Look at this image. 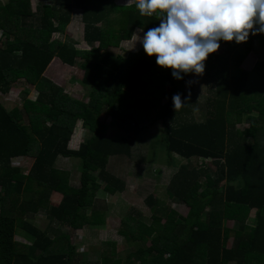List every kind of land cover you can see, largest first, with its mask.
Returning a JSON list of instances; mask_svg holds the SVG:
<instances>
[{"label": "trees", "instance_id": "16d2710c", "mask_svg": "<svg viewBox=\"0 0 264 264\" xmlns=\"http://www.w3.org/2000/svg\"><path fill=\"white\" fill-rule=\"evenodd\" d=\"M31 1L0 2V93L18 79L36 92L21 109L0 103V264H264V60L255 61L250 72L240 67L255 38L264 45V34H250L239 44L219 42L229 51L227 58L208 54L202 74L213 87L205 112L195 120L190 114L196 102L184 74L174 79L171 69L157 66L155 56H146L142 47L126 55L110 51L130 40L135 30L157 26L156 13L142 16L134 0L126 5L115 0H37L34 11ZM74 10L79 11L88 49L51 40L53 33H64ZM54 57L69 66L79 62L86 103L43 75ZM133 85L152 98L136 103L126 91ZM176 93L183 103L179 109L171 101ZM149 102L158 107L151 120L143 111ZM111 109L120 118L125 115L129 121L123 126L134 133L156 121L169 123L162 137L166 164L174 162V155L186 163L172 174L166 197L203 207L186 224L174 218L166 202L148 195L151 222L127 218L125 230L118 231L126 243L148 246L127 251L124 261L105 252L96 260L81 261L85 254L75 250L68 234L48 235L27 217L45 212L72 230L103 224L105 213L96 207L101 183L108 193L123 187L108 171V160L131 153L132 135L109 136L98 120L100 112ZM240 109L247 111L248 123L241 130L235 128ZM78 121L86 136L72 149L68 142ZM58 156L78 161V186L71 184L70 172L55 167ZM18 157L32 159L26 173L11 165ZM194 158L211 160L214 170L192 165ZM52 193L60 195L55 204L49 201ZM227 220L233 227L224 224ZM17 233L31 244L16 240Z\"/></svg>", "mask_w": 264, "mask_h": 264}, {"label": "rangeland", "instance_id": "374dc122", "mask_svg": "<svg viewBox=\"0 0 264 264\" xmlns=\"http://www.w3.org/2000/svg\"><path fill=\"white\" fill-rule=\"evenodd\" d=\"M6 1L7 0H0L1 3H5ZM42 1L44 3H52V0ZM36 3L37 0L31 1L32 11H34ZM115 3L126 5L130 4L131 0H115ZM82 32L83 23L80 20L79 11L74 10L72 19L66 26L64 33L52 34L51 40L56 39L61 42H66L78 49H88L89 46L82 39ZM136 35L142 36L143 34L141 31L136 30L130 40L121 41L118 47H113L110 51L122 55H126L127 52L137 51L141 46L139 41H136ZM0 38H2L1 35ZM251 51L252 53L250 52L251 54H247L240 65V67L246 71L252 70L255 61L264 60V45L262 39H254ZM216 53L221 54L222 58H227L229 56V51H227L222 44H218V49L213 52V54ZM56 61H59V59H55L53 64L46 67L47 69L43 75L51 79L54 84L61 87L63 92L69 97L86 103L88 101L87 90L80 82L82 70L79 67V62H76L74 66L63 65L61 67V64ZM183 77L185 79L184 84L186 88L191 91L194 101L196 102L194 107H192V114L190 115L195 120H198L206 110L205 100L207 97H210V89L213 87V84L208 77L203 74H193L189 72ZM251 80L254 82L255 78L251 77ZM256 81L259 83L261 78ZM126 91L134 97L136 103L143 99L152 98L150 93L140 90L134 85L126 89ZM35 97L36 92L33 87L26 84L23 79H18L7 93H0V103L9 110L15 107L21 109L25 99L34 100ZM161 102H163V98ZM157 108V106H153L150 102L143 108L149 120L155 118ZM117 113L120 114L119 111ZM251 113L255 112L253 111ZM190 115H187V120L190 119ZM235 116L240 117V121L236 122V129L241 130L248 126L246 121L247 111L240 109L236 112ZM98 120L106 125V134L109 136L119 137L123 135L128 137L130 134L132 135L130 140V156H112L109 158L107 165L108 171L115 177H118L122 182V190L108 193L102 189L103 183H101V188L96 194V207L105 213L103 224H95V226L84 225L81 229L72 230L65 224L63 225L55 222L52 217L45 212H38L29 215L27 218L29 222L48 235L56 236L62 232L68 234L75 250L78 253L85 254V256L79 257L81 261L96 260L99 258V253L101 252L108 253L110 256L119 257L124 261L127 257V251H131L140 245L144 247L149 245V242L140 243L138 241L126 243L118 233L119 230H125L123 221L127 218L132 220L139 219L146 224L151 222V212L146 201L148 195H152L154 198L159 199V201L166 202L170 209L175 211L174 218L186 224L193 221L195 213L202 209L203 204L198 202L197 206L193 204L194 206L188 207L184 204L171 202L166 197L165 188L172 174L177 170L180 164L186 163L185 159L174 155V162H172L170 166L166 164L167 157L164 152L162 137L164 126L169 124L168 122L166 124L161 121H156L153 125L144 130L134 133L131 128L128 129L123 126L129 121L126 119L125 115L120 118L113 110L110 112H100ZM85 136L86 133L82 127L81 121L76 122L70 141L68 142V147L72 149L76 148L77 142L82 141ZM191 162L192 165L197 167H209L211 170H214V165L209 159L194 158ZM31 163L32 159L22 157L13 158L11 162L13 166L21 167L24 173L28 171ZM55 167L70 172L71 184L78 186L80 168L76 159L58 156L55 161ZM204 179L205 178L202 177L201 180ZM59 199L60 195L58 193H52L49 201L55 204ZM203 215L204 213H202V216ZM158 219L159 224L164 222L163 217ZM247 223L251 224L252 219L250 218L247 220ZM224 224L227 227H233V221L231 220H227ZM15 239L28 245L31 244L28 239L19 233L16 234ZM112 243H115L114 246ZM230 243L231 238L228 239V245H230ZM136 264H139L138 261H136Z\"/></svg>", "mask_w": 264, "mask_h": 264}, {"label": "clouds", "instance_id": "9594fccd", "mask_svg": "<svg viewBox=\"0 0 264 264\" xmlns=\"http://www.w3.org/2000/svg\"><path fill=\"white\" fill-rule=\"evenodd\" d=\"M143 15L156 13L159 23L136 35L144 54L155 64L171 69V77L202 74L208 54L219 42H246L264 34V0H134ZM174 109L182 106L179 93L171 97ZM12 162V159H11ZM12 165V164H11Z\"/></svg>", "mask_w": 264, "mask_h": 264}, {"label": "crops", "instance_id": "0c3cea01", "mask_svg": "<svg viewBox=\"0 0 264 264\" xmlns=\"http://www.w3.org/2000/svg\"><path fill=\"white\" fill-rule=\"evenodd\" d=\"M137 31H140V30L137 29ZM135 32H136V30H135ZM135 32H134V34H135ZM141 32H142V31H141ZM53 34H54V33H53ZM134 34H133V35H134ZM142 34H143V32H142ZM125 41H127V40H125ZM140 46H141V45H140ZM140 46H139V47H140ZM136 47H137V46H136ZM250 52L252 53V51H250ZM251 53H250V54H251ZM55 59L57 60L58 58L54 57V58L51 60V62H52V61H53V62H52V63L50 62V63L48 64V66H50V64H53V63L55 62ZM56 62H59V64H61V67H62L63 65H64V66H68L67 64H63L60 60H59V61H56ZM48 66H47V67H48ZM46 69H47V68H46ZM46 69H45V71H46ZM45 71H44V72H45ZM248 72H250V71H248ZM43 74H44V73H43ZM81 75H82V74H81ZM80 78H81V77H80ZM50 80H51V79H50ZM80 140H82V139H80ZM79 142H80V141H79ZM79 142H77V147H78ZM77 147H76V148H77ZM69 148H70V147H69ZM74 149H75V148H74Z\"/></svg>", "mask_w": 264, "mask_h": 264}]
</instances>
